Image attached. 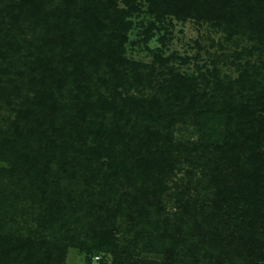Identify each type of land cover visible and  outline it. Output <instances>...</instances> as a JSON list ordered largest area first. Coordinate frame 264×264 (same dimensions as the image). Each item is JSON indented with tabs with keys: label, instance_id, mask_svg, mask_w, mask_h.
Listing matches in <instances>:
<instances>
[{
	"label": "trees",
	"instance_id": "1",
	"mask_svg": "<svg viewBox=\"0 0 264 264\" xmlns=\"http://www.w3.org/2000/svg\"><path fill=\"white\" fill-rule=\"evenodd\" d=\"M140 1L0 0V102L19 100L0 121V264L86 245L112 264H264V0H144L250 43L236 77L214 63L156 91L124 47ZM211 116L218 141L176 138Z\"/></svg>",
	"mask_w": 264,
	"mask_h": 264
},
{
	"label": "rangeland",
	"instance_id": "2",
	"mask_svg": "<svg viewBox=\"0 0 264 264\" xmlns=\"http://www.w3.org/2000/svg\"><path fill=\"white\" fill-rule=\"evenodd\" d=\"M123 7V4H121ZM130 19L133 22L128 31V41L125 44L126 56L133 62L154 64L157 69L155 88L161 86L170 76V71L185 74L203 73L210 77V70L214 63L217 64L221 77L238 75L237 67L233 64L234 52L241 47L249 45L246 40L236 37V42H228L224 35L210 23L195 18L176 19L174 16H166L160 21L149 14L146 1L139 2L137 10ZM151 23L155 26L147 33ZM237 40L239 42H237ZM159 53L163 57H173L167 65L156 63L154 54ZM256 56L254 57V59ZM250 57H244V63ZM238 62V61H237ZM4 66L6 65L1 61ZM19 100L7 105L5 100L0 102V121L3 118L14 115V107ZM202 127L192 124H180L175 127V136L180 140H199L216 142L222 137L224 120L219 116H211L202 121ZM170 210H176L174 203L168 205ZM18 215H21L19 210ZM19 217V216H18ZM151 259H160L162 256L155 254H143ZM113 255L109 252H101L92 249V245L82 247L69 246L66 251L63 264H112Z\"/></svg>",
	"mask_w": 264,
	"mask_h": 264
}]
</instances>
